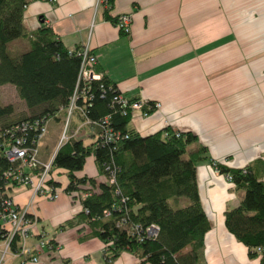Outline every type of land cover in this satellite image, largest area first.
Wrapping results in <instances>:
<instances>
[{
    "label": "crops",
    "instance_id": "crops-1",
    "mask_svg": "<svg viewBox=\"0 0 264 264\" xmlns=\"http://www.w3.org/2000/svg\"><path fill=\"white\" fill-rule=\"evenodd\" d=\"M105 7L96 6V0H28L23 24L28 33L49 26L69 50L87 44L98 70L120 92L145 100L147 109L156 104L147 115L130 116L129 126L140 135L164 127L192 132L211 160L232 168L252 164L264 181V0H112V17L130 14L129 34L105 18ZM71 120L68 137L96 142L95 128L86 126L74 135L79 116ZM60 144L57 139L52 156L48 151L40 155L39 147L40 160L51 159ZM75 174L100 179L93 156ZM51 175L60 191L55 200L25 185L9 192L16 206L28 207L35 228L19 251L5 254L3 264H151L129 251L108 260L90 228L56 230L81 204L65 191V170L54 168ZM196 181L210 222L204 236L206 264H260L224 224L225 209L238 205L242 192L209 162L196 166ZM49 241L54 249L46 246Z\"/></svg>",
    "mask_w": 264,
    "mask_h": 264
},
{
    "label": "trees",
    "instance_id": "trees-1",
    "mask_svg": "<svg viewBox=\"0 0 264 264\" xmlns=\"http://www.w3.org/2000/svg\"><path fill=\"white\" fill-rule=\"evenodd\" d=\"M111 1L104 15L116 23V17L109 14ZM27 3L28 0H0V86L13 85L29 111L14 120L12 107L0 106V130L22 120H58L57 115L62 111L67 114L69 99L77 84L81 58L70 53L45 24L32 33L26 31L23 11ZM89 86L92 98L86 106L87 116L97 119L109 114L114 132L128 137L116 143H103L96 137V142L85 144L72 136L59 145L52 157L51 171L54 168L66 171L69 183L65 191L72 199L79 200L81 210L56 230L73 226L90 228L102 240L110 261L121 252L129 251L151 264H206L204 236L210 229V222L199 197L196 166L209 162L220 174L228 176L236 191L242 192L238 205L224 211L226 229L247 247L250 257L259 256L260 264H264L261 172L252 164L232 168L211 160L207 147L192 132L164 127L142 136L129 126L130 114H122L118 107L111 105L113 95L119 90L105 74ZM78 103L81 104V99ZM75 114L79 116L74 112L70 122ZM81 119L79 116L80 122ZM88 156L94 157L100 179L76 176ZM19 165L18 161L10 162L5 156L4 140L0 139V200L9 197L12 187L19 185L4 176ZM40 170L39 167L25 168L24 172L37 176ZM48 182L57 187L51 179ZM82 192H89V195L82 199ZM104 210H108L109 215L106 216ZM151 224L159 227L153 238L144 232ZM1 225L0 222V240H3L7 232ZM134 225L142 230L129 231L128 227ZM19 244L16 234L11 239L10 250L19 251ZM46 246L55 248L52 241ZM64 264L70 263L64 260Z\"/></svg>",
    "mask_w": 264,
    "mask_h": 264
},
{
    "label": "built area",
    "instance_id": "built-area-1",
    "mask_svg": "<svg viewBox=\"0 0 264 264\" xmlns=\"http://www.w3.org/2000/svg\"><path fill=\"white\" fill-rule=\"evenodd\" d=\"M104 4L109 5V0H96V6ZM132 18L130 14H120L116 16V24L124 34H129ZM76 53L80 58V69L77 77V84L69 99L67 108V117L64 123L63 133L60 138V143L66 141L68 136L67 126L69 118L74 112H78L82 118L81 123L84 125L90 124L97 128L96 135L102 140L103 143H116L121 138L128 137L127 134L122 135L121 132H114L110 127V115L107 114L102 118L90 119L86 113V106H89L92 98L89 95L90 83L92 81H100L104 75L103 72L95 69L97 67V57L92 53L90 47L87 44L78 46L76 49L70 50V53ZM80 84L81 87H80ZM102 87V85H101ZM81 99V104L78 103ZM146 101L143 99L128 98L122 92H118L113 95L111 99V105L118 107L122 114H130L134 112H140L142 115H147L148 110L151 107H156V104L145 107ZM48 119H28L16 122L0 130V139L4 140V154L10 162H19L20 165L16 170H9L4 173L5 179L12 178L15 183L19 185H25L31 188L34 194L42 195L49 200H55L59 197L60 191L53 185L52 182V158L47 162H42L38 158L39 142L44 136L47 130ZM79 125L78 128L82 126ZM32 132V133H31ZM41 168L37 176H33L24 172L25 168ZM215 168V167H214ZM106 169L110 168L106 166ZM216 170V169H215ZM217 171V170H216ZM113 174V171H111ZM228 178V176L226 177ZM111 183L114 182V176L111 175ZM89 195V192H82L81 198H85ZM0 222L1 226L6 230L7 234L1 247L0 264L4 262V256L10 250V242L14 235H18L20 243L24 244L26 238L31 235L35 228V220L27 215L28 207L20 208L16 206L10 197L0 200ZM104 214L109 215L108 210H104ZM132 229L141 231L139 226L134 225L128 230L132 232ZM159 227L151 224L145 227L144 232L147 237H156ZM45 245L44 241L38 243V248H42ZM31 261L37 262L36 256H31Z\"/></svg>",
    "mask_w": 264,
    "mask_h": 264
},
{
    "label": "rangeland",
    "instance_id": "rangeland-1",
    "mask_svg": "<svg viewBox=\"0 0 264 264\" xmlns=\"http://www.w3.org/2000/svg\"><path fill=\"white\" fill-rule=\"evenodd\" d=\"M95 69L98 70V67H95ZM7 105L12 107V110H13L12 119H14V120L17 119L18 117H20L19 115H21V114H28L29 113V111L25 107L23 101L19 99L15 87L11 84H4V85L0 86V106H7ZM67 108H68V106H67ZM152 109L153 108H151V110ZM57 116L59 118L58 120L55 118H51L49 120V122L47 123V130L39 142L40 155L42 153H45V151H48V154L51 155L54 152L53 149L55 146V141L58 139L59 143H60L59 138H61L60 136L63 133L64 121L66 120L67 114L65 115L62 111ZM71 116H70V118H71ZM70 118H69L68 125L70 123ZM72 121L73 120H71V123H72ZM80 124H82V123L80 122ZM86 126L90 127V128H94V126H92L90 124H87V125L82 124V126L80 128H83ZM80 128L77 130V132L74 135H77L79 132H81ZM67 129H69L68 126H67ZM66 131H68V130H66ZM66 136H67V134H66ZM38 158H39V151H38ZM39 160H40V158H39Z\"/></svg>",
    "mask_w": 264,
    "mask_h": 264
}]
</instances>
